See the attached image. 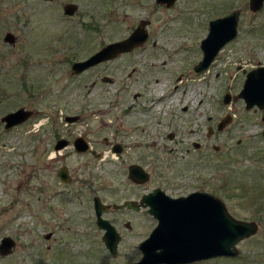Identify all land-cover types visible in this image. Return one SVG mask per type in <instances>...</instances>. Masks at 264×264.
I'll list each match as a JSON object with an SVG mask.
<instances>
[{
  "label": "rangeland",
  "instance_id": "obj_1",
  "mask_svg": "<svg viewBox=\"0 0 264 264\" xmlns=\"http://www.w3.org/2000/svg\"><path fill=\"white\" fill-rule=\"evenodd\" d=\"M248 1L177 0L166 7L155 0H0V117L20 106L35 110L10 128L0 120V241L3 236L14 239L9 252L0 251V264H131L139 259L138 243L157 219L150 213H103L122 232L112 256L95 223L92 196L105 201L127 196L132 188L126 187V166L143 152L151 153L150 159L158 156L161 166L169 162L168 169L173 165L174 171L186 172L191 140L207 147L203 172L208 190L233 216L256 221L258 229L237 243L235 256L186 264H264V108L247 109L242 97L222 101L226 92H239L244 68L248 72L264 65V4L253 11ZM66 2L78 5L71 15L63 11ZM233 8H241L236 37L206 69L194 71L208 19ZM140 17L151 22L145 49L134 58L144 65L138 81L132 76L126 90L121 81L107 84L113 96L102 98L91 81L96 70L108 69L71 76L73 60L126 35ZM7 31L15 35L13 43L4 40ZM136 91L141 95L134 99ZM228 112L232 122L208 136L207 125L216 129ZM76 114L75 120L65 119ZM169 121L172 125L166 126ZM54 125L87 133L104 156L66 150L61 159L49 158L53 150L42 145L41 131ZM103 136L128 146L115 152ZM151 140L156 146L148 144ZM212 144H220V151ZM63 160L77 183L62 184L57 178ZM84 180L95 189L83 188ZM125 217L131 230L122 225Z\"/></svg>",
  "mask_w": 264,
  "mask_h": 264
},
{
  "label": "water",
  "instance_id": "obj_2",
  "mask_svg": "<svg viewBox=\"0 0 264 264\" xmlns=\"http://www.w3.org/2000/svg\"><path fill=\"white\" fill-rule=\"evenodd\" d=\"M155 1L170 7L176 0ZM263 4L264 0L248 1V6L253 11L259 10ZM76 8L77 4L74 2H66L63 5V11L68 15L73 14ZM240 13L239 8H234L227 14L209 21L208 32L200 41L203 56L194 65L195 71L206 69L219 50L236 37ZM148 22L147 19L141 20L126 38L106 43L87 58L74 61L71 65V72L79 73L99 61L140 45L147 39L146 25ZM4 40L13 43L15 35L11 31H7ZM235 97H242L246 108L254 105L264 108V65H258L247 72L243 85ZM230 98L231 94L226 92L222 101L227 103ZM32 114L33 110L20 106L3 114L0 120L4 122L5 128H10L26 121ZM228 121L229 116H226L218 123V127L222 128ZM262 134L264 137V127ZM60 146L61 144L56 145L57 148ZM86 147L85 142L79 138L76 139L77 149L84 150ZM129 172L134 179L147 177L136 164L130 165ZM63 173L60 171L59 174L63 176ZM154 197L158 198L159 196L155 195ZM161 200L150 211V214L157 219V223L149 234L139 242L138 246L142 254L131 264H181L216 256H235L239 253L237 243L245 237L251 236L258 229L256 221L233 216L224 201L209 192L196 191L185 196L165 197ZM114 206L120 205L115 204ZM106 208L107 205L98 196H95L96 224L99 229L103 230L102 240L109 253L116 256L121 236L114 224L103 216ZM46 236L48 237L49 233ZM13 245L12 237L3 236L0 241V251L7 253ZM111 264L120 263L113 262Z\"/></svg>",
  "mask_w": 264,
  "mask_h": 264
},
{
  "label": "flooded vegetation",
  "instance_id": "obj_3",
  "mask_svg": "<svg viewBox=\"0 0 264 264\" xmlns=\"http://www.w3.org/2000/svg\"><path fill=\"white\" fill-rule=\"evenodd\" d=\"M77 8H78V5H77ZM77 8H76V10H77ZM239 9L241 10V8H239ZM227 13H224V14H227ZM224 14L216 15L213 18L222 16ZM213 18L208 19V23ZM145 19L149 20V22L146 25L148 36H147V39L143 43H141L140 45H136L129 50L120 52L117 55H115L114 57H110L108 59L99 61V62L85 68L84 70L80 71L79 73L74 74L71 72V65L74 61L87 58L91 54L98 51L106 43L126 38L127 36H129V34L132 32V30L141 22V20H145ZM150 22L151 21L149 18L140 17L138 19V21L135 23V25H133V27L129 30V32L126 35H124L120 38H116L114 40H110V41L102 44L99 48L94 50L91 54H89L85 58L73 60L69 65V72H70L71 76L73 78H78V77H80V76H82L88 72H92V71L95 72V70L99 67H104V68L108 69V71H105V72L102 71L103 73L102 72L97 73V70H96V76L91 81L92 87L98 85L99 88L96 89V90H98L96 93L99 95V97L103 98L107 95L113 96V93H110V94L108 93L109 89L107 88V84H111V83L116 84L118 81H121L122 83L125 84L124 85L125 87H123L122 89L126 90L128 88V85L130 83H133L130 81V80H132L131 79L132 76L134 77V81H138L140 76L144 74V68H143L144 65L141 66L142 61H139V60L134 59V58L139 51H143L145 49L146 42L149 38L148 25L150 24ZM90 26L91 25L88 24V27H90ZM206 27H207V32H208V24ZM237 28H238V26H237ZM201 39H200V41H201ZM155 44H156V41H153V45H155ZM199 46H200V44H199ZM217 55H218V53H217ZM217 55L215 56V58L217 57ZM202 56H203V52H202L201 58H202ZM200 59H198L197 62ZM196 63H194V65ZM194 65H193V67H194ZM255 67H257V66H255ZM192 69L194 70V68H192ZM196 72H199V71H196ZM246 72L247 71L244 68V74L243 75H246L247 74ZM123 77H124V79H123ZM29 89H30V87H29ZM125 95H127V94L125 93ZM140 95H141V92H139V91L133 92L131 94L132 98H134V99H137ZM236 95L237 94H235L234 96L231 95L230 101H231L232 97L235 98ZM164 100L165 99L162 98V99H160V102H162ZM160 105H159L160 108L163 107L162 105L161 106ZM25 108H27V107H25ZM186 108H187V106H185V105L181 107L182 110H185ZM27 109H31V108H27ZM31 110H33V109H31ZM34 113H35V110H33L32 116L34 115ZM226 116H229V121L222 128H219L218 123L223 118H225ZM78 117L79 116L77 114L76 115H66L65 119L67 121H72V120L77 119ZM30 118H28V119H30ZM232 119H233V115L228 112L217 121L216 129H214V127L212 125L208 124L207 125V135L213 136V135H217L218 133L223 132V129H225L232 122ZM170 124L172 125V123L170 121L166 122V126H170ZM86 134L87 133H83L82 131H80V132L78 131V132L74 133L73 129L62 128V127H59L56 125L50 126V127L47 126V127L43 128V130L41 131V143L49 152H50V150H53L52 153L47 154V156L49 158H52V159L63 158L64 157L63 154L65 152H67L66 150H68L72 153L80 154V155L81 154H91L95 158H102L104 156L103 151L97 150L94 147V144L96 142L94 143V141L91 140ZM168 134L170 137L174 136V132L172 130L168 131ZM78 138L81 139L83 142H85V144L87 146L86 149L80 150V149L76 148V139H78ZM103 142L105 144H110L109 145L110 149L115 151V152H118V153H123L125 151L126 147L128 146L126 141H124V140H113L112 141V138L108 137V136H103ZM141 143L144 146L146 144L145 141H141ZM58 144H61V146L57 148L56 145H58ZM148 144H150L152 146H156V142L154 140H151ZM212 147L216 151H220V148H221L220 144H212ZM117 148H119L120 150L117 151L116 150ZM186 151H187L186 156L189 157V155H190V158L188 159V168H187L186 172H183V173H181V172L179 173V171H174L173 165L171 166L170 169H168V166L171 165V164H169V162L165 166L159 165L157 162L158 156H155L154 158L150 159L151 157H153L151 155V153L144 156V152H143L142 155L137 160L129 162L126 166V172H125L126 182H127L126 187H131L132 191L129 192L127 194V196H125L122 199H119V200L116 199V200H111V201H105L104 199L101 198L100 195L94 193L92 196L93 207H94V197L98 196L101 199V201L107 205V208L103 213H105V212L106 213L107 212H116V213H118V212H127V213L131 212V213L148 214V213H150L152 208L155 207V204L158 203L159 201H162L161 199H164L165 197L175 198V197L185 196V195H188V194H190L192 192H196V191L212 193L207 188L209 180H208V177L205 176L204 172H203V169L205 168V166H204L205 158L207 157V154H206L207 147L204 145V143H202L199 140H191V147H186ZM146 158H149V160H146ZM84 164L85 165L88 164V161H85ZM132 164L138 165L139 168L143 172H145L147 177L144 179H141L142 177L140 179H134L130 175V172H129V167ZM60 171L64 172L63 176H61L59 174ZM72 171L73 170L71 169L70 165L63 160L56 167L55 174L57 175V178L59 179V181L62 184H72L73 185V184L78 182V179L74 178V173ZM82 187L83 188L88 187V188H90L89 189L90 191L95 189V185L91 180H84V184ZM154 192H156V193L152 194ZM150 194H152V195L148 196ZM212 194L217 196V194H215V193H212ZM155 195H158L159 197L155 198L154 197ZM128 202H130V205H128ZM115 204H118L120 206L115 207L114 206ZM94 214H95V212H94ZM107 219L109 221H111L109 218H107ZM95 223H96V216H95ZM122 225L129 230L132 229L131 220L128 217H125V219L122 221ZM114 226L116 227L117 231L120 233V236L122 237V232L118 229V226H116V224H114ZM51 233L52 232H49V235H51ZM121 237H120V239H121ZM101 238H102V235H101ZM119 242H120V240H119ZM119 242H118V244H119ZM203 260H205V259H201V260H197V261H193V262H198V261H203ZM188 263H191V262H188ZM181 264H186V263H181Z\"/></svg>",
  "mask_w": 264,
  "mask_h": 264
}]
</instances>
